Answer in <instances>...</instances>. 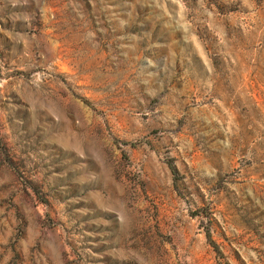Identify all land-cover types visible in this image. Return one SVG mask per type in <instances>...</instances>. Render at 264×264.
Segmentation results:
<instances>
[{
  "label": "rangeland",
  "instance_id": "rangeland-1",
  "mask_svg": "<svg viewBox=\"0 0 264 264\" xmlns=\"http://www.w3.org/2000/svg\"><path fill=\"white\" fill-rule=\"evenodd\" d=\"M0 264H264V0H0Z\"/></svg>",
  "mask_w": 264,
  "mask_h": 264
},
{
  "label": "trees",
  "instance_id": "trees-1",
  "mask_svg": "<svg viewBox=\"0 0 264 264\" xmlns=\"http://www.w3.org/2000/svg\"><path fill=\"white\" fill-rule=\"evenodd\" d=\"M173 168V172H176V168L175 167H172Z\"/></svg>",
  "mask_w": 264,
  "mask_h": 264
}]
</instances>
